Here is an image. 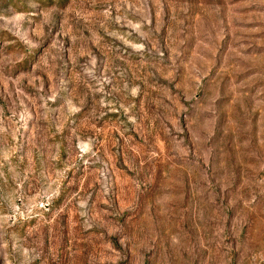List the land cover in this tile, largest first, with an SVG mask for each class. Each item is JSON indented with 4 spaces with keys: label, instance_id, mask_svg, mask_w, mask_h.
Returning a JSON list of instances; mask_svg holds the SVG:
<instances>
[{
    "label": "rangeland",
    "instance_id": "obj_1",
    "mask_svg": "<svg viewBox=\"0 0 264 264\" xmlns=\"http://www.w3.org/2000/svg\"><path fill=\"white\" fill-rule=\"evenodd\" d=\"M0 264H264V0H0Z\"/></svg>",
    "mask_w": 264,
    "mask_h": 264
}]
</instances>
